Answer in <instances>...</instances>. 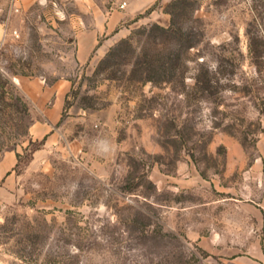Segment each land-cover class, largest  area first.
Listing matches in <instances>:
<instances>
[{
	"label": "rangeland",
	"instance_id": "374dc122",
	"mask_svg": "<svg viewBox=\"0 0 264 264\" xmlns=\"http://www.w3.org/2000/svg\"><path fill=\"white\" fill-rule=\"evenodd\" d=\"M0 152V264H264V0H0Z\"/></svg>",
	"mask_w": 264,
	"mask_h": 264
},
{
	"label": "crops",
	"instance_id": "0c3cea01",
	"mask_svg": "<svg viewBox=\"0 0 264 264\" xmlns=\"http://www.w3.org/2000/svg\"><path fill=\"white\" fill-rule=\"evenodd\" d=\"M39 0H22L21 6L23 7H29L34 2H37ZM98 9L101 11L108 10L107 5H98ZM115 18L114 15H112V20ZM98 26H107L108 29L110 28V13H107V17H99ZM98 35L97 34H90V35H84L79 40V57L80 59H85L86 57H89L91 53L96 49L98 44ZM67 86L65 83H58L52 87H47L43 90V93L41 95L40 105L46 106L50 101L53 102V106L51 109H49V122L51 124H55L60 121L61 119V112L64 105V102L67 97ZM32 134L34 138H41L42 136L46 135L47 132L43 129L36 127L34 131H32ZM18 155L16 152H6L4 154H1L0 152V181H2L18 164Z\"/></svg>",
	"mask_w": 264,
	"mask_h": 264
},
{
	"label": "built area",
	"instance_id": "2783aa9c",
	"mask_svg": "<svg viewBox=\"0 0 264 264\" xmlns=\"http://www.w3.org/2000/svg\"><path fill=\"white\" fill-rule=\"evenodd\" d=\"M11 1V7L13 10H15L16 12H19L22 8L21 3L22 0H10Z\"/></svg>",
	"mask_w": 264,
	"mask_h": 264
}]
</instances>
